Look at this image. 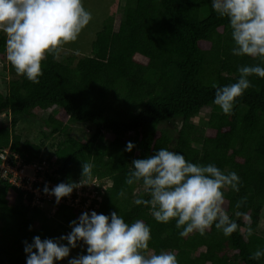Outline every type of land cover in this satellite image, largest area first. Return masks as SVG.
Here are the masks:
<instances>
[{"label":"trees","instance_id":"trees-1","mask_svg":"<svg viewBox=\"0 0 264 264\" xmlns=\"http://www.w3.org/2000/svg\"><path fill=\"white\" fill-rule=\"evenodd\" d=\"M91 35L86 53L71 51L58 59L60 46L46 53L39 82L32 83L5 60L0 33V61L11 75L0 95V115L10 118L0 122V164L5 150L11 151L7 163L20 167L41 162L46 157L42 153L55 155L61 164L53 168L51 182L86 183L80 187L94 193L90 208L98 214L116 211L126 222L140 219L149 225L146 253L171 251L178 264H264V256L249 258L264 248V234L255 232L264 204V78L250 76L252 86L235 99L227 115L213 103L212 87L235 82L238 66L259 59L231 53L227 18L212 10L210 0H124L123 5L112 0L108 16ZM205 106H211L206 129L192 121ZM38 108L48 111L43 119L46 133L34 141L17 132L16 125L35 117ZM175 120L180 124L173 137L160 125ZM76 123L92 127L85 141L70 132ZM56 134L62 138L55 139ZM126 141L135 144L130 152L124 151ZM159 148L238 174L239 191L222 189V207L237 223L236 231L224 236L213 225L203 235L193 231L180 236L174 219L158 223L149 206L132 203L148 195L141 182L125 184L131 161ZM83 162L92 165L87 176L81 175ZM102 181L110 184L102 188ZM33 196L0 176V264H25L22 242H31L35 235L44 239L66 234L69 222L89 211L83 208L86 195L77 206L42 198V204L55 206L47 215L43 205L31 204ZM35 221L38 226L31 228Z\"/></svg>","mask_w":264,"mask_h":264},{"label":"clouds","instance_id":"clouds-1","mask_svg":"<svg viewBox=\"0 0 264 264\" xmlns=\"http://www.w3.org/2000/svg\"><path fill=\"white\" fill-rule=\"evenodd\" d=\"M210 2L215 13L227 18L233 43L231 53L260 61L238 66L235 82L212 85L215 89L213 103L227 115L231 114L235 99L252 86L249 77L264 78V0ZM91 18L83 0H0L5 60L17 75L38 83L45 54L75 41ZM134 147V142L126 141L124 151L130 152ZM91 168L90 163L83 162L81 175H89ZM5 177L10 182L9 174ZM124 182L127 185L141 182L148 199L138 196L132 203L149 206L151 216L158 223L174 219L180 236L193 231L203 235L213 225L224 236L237 230V223L230 220L222 207L223 188L239 191L240 178L235 171L225 173L214 163H193L179 151L159 148L154 154L134 158ZM81 184L86 183L59 182L51 188L45 184L42 191L53 195L59 203ZM236 207H240L239 201ZM69 226L71 230L59 237L41 239L35 235L31 242H22L25 264H54L69 257L70 249L78 244L84 247V254L69 257L67 264H178L171 251L152 254L144 251L151 239L150 226L140 219L126 222L116 211L105 215L90 210L70 221ZM251 234L249 228L248 235ZM261 256H264V248L251 252L249 258Z\"/></svg>","mask_w":264,"mask_h":264},{"label":"rangeland","instance_id":"rangeland-1","mask_svg":"<svg viewBox=\"0 0 264 264\" xmlns=\"http://www.w3.org/2000/svg\"><path fill=\"white\" fill-rule=\"evenodd\" d=\"M112 0H83V6L91 12L92 18L89 21V23L81 30V32L78 34L77 39L75 41H70L66 44L60 45V51L58 59H61L63 57V54L70 53L71 51L86 53L87 52V44L91 46V40H92V32L97 31L98 25L100 27L102 21L104 18H106L109 14L110 10V4ZM121 3L123 5L124 0H121ZM117 19L115 22V26L118 25V20L120 17V8H118L116 13ZM9 78H11V75L6 70V63L4 60L0 61V95L5 94L7 91V83ZM211 111V106H205L200 109V111L195 114L192 117V121L198 125L206 127L207 118L209 116V113ZM34 116H28L23 119H20V121L16 125V130L19 132L23 137L30 138L34 141L43 140L44 132L46 133V129L44 126L43 119H45L48 116L47 110L42 109H35L34 110ZM9 115L2 114L0 115V122L1 121H7L9 122ZM180 122L175 120V123L169 122L167 124H161V127H168L170 129V132L172 133L173 137L176 135L177 128L179 127ZM70 132L72 135L76 136L78 139L85 141L86 138L89 136V134L92 132V127L87 125L86 123H76L71 124ZM55 139H58L61 137L60 135L56 134L54 135ZM62 138V137H61ZM52 139L44 140L45 148H49L50 142ZM11 153L9 150H5V152L2 155V163L0 164V176H5L3 173L4 171L9 168L13 167L10 164L7 163L8 155ZM45 160L47 161L45 165L43 166L44 169V179L48 182L51 180L49 179V176L52 175V170L55 166H58L61 164V161L56 158L53 154H41ZM21 158V157H20ZM48 158V159H47ZM37 164V160L30 162L29 164H25L26 166L23 167L22 173L26 174L27 176L34 175V167L32 164ZM110 182L102 181L101 187L105 188ZM89 192V191H87ZM89 194H91L89 192ZM91 196V195H90ZM54 205H48V203L43 202L42 211L45 212L47 215L52 214V208H54ZM39 222L35 221L31 224V228H36L38 226ZM256 234L263 235L264 234V204L262 206L261 212H260V218L257 224L256 228ZM68 233V232H67ZM66 233V234H67ZM66 243V241L64 242ZM82 246L78 244V246L74 249H70L69 257H74L79 253V250ZM153 252L149 250L147 254H152ZM69 257H65L60 262L62 264H67V260ZM57 262V261H56ZM55 263V262H54Z\"/></svg>","mask_w":264,"mask_h":264},{"label":"built area","instance_id":"built-area-1","mask_svg":"<svg viewBox=\"0 0 264 264\" xmlns=\"http://www.w3.org/2000/svg\"><path fill=\"white\" fill-rule=\"evenodd\" d=\"M47 161L43 159L41 162H37V164H32L34 167V175L32 176H26V174L22 173L23 167L26 165H22L20 167L19 163H17V166L9 167L6 169V174H9V181L24 188L27 191L33 192L34 196L31 200V204H35L38 206H42V198H49L54 200V204L58 205L60 202L65 201L66 203L72 205V206H77L78 203L80 202L81 198L80 196L86 195L88 197L85 205L83 206L84 209L87 210H94V207L90 208V203H91V198H93L95 195L94 193L89 194V192L82 191L81 187L74 188L73 191L70 193V195L66 197H62L59 201V203H56L55 197L53 195L44 193L42 191L43 187L45 184L49 188L53 187L56 185L53 182H48L44 179V169L42 165H45ZM36 184V185H35ZM91 195V196H90ZM65 198V200H64ZM55 207L52 208V212L54 211Z\"/></svg>","mask_w":264,"mask_h":264},{"label":"bare ground","instance_id":"bare-ground-1","mask_svg":"<svg viewBox=\"0 0 264 264\" xmlns=\"http://www.w3.org/2000/svg\"><path fill=\"white\" fill-rule=\"evenodd\" d=\"M2 177H4L5 179H7L5 176H2Z\"/></svg>","mask_w":264,"mask_h":264}]
</instances>
